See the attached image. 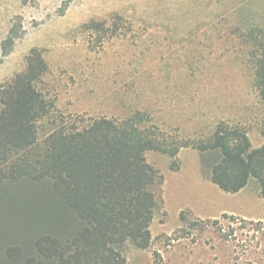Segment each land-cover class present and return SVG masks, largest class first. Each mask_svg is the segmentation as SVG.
Masks as SVG:
<instances>
[{"label":"rangeland","instance_id":"obj_1","mask_svg":"<svg viewBox=\"0 0 264 264\" xmlns=\"http://www.w3.org/2000/svg\"><path fill=\"white\" fill-rule=\"evenodd\" d=\"M35 49L48 68L37 88L72 123L141 111L183 140L225 122L264 145L253 67L264 53V0H0V86L26 71ZM147 159L163 175L171 160ZM247 188L244 212L260 220L188 212L168 234L158 209L151 246L129 244L127 264H264L262 187L252 179Z\"/></svg>","mask_w":264,"mask_h":264},{"label":"trees","instance_id":"obj_2","mask_svg":"<svg viewBox=\"0 0 264 264\" xmlns=\"http://www.w3.org/2000/svg\"><path fill=\"white\" fill-rule=\"evenodd\" d=\"M254 60L264 103V53ZM47 69L35 49L26 71L0 86V264H127L129 244L149 249L155 211L165 208V177L149 152L178 171L181 149L194 148L224 192L255 179L264 197V145L254 148L245 127L222 122L207 138L183 140L141 111L72 123L37 88Z\"/></svg>","mask_w":264,"mask_h":264},{"label":"crops","instance_id":"obj_3","mask_svg":"<svg viewBox=\"0 0 264 264\" xmlns=\"http://www.w3.org/2000/svg\"><path fill=\"white\" fill-rule=\"evenodd\" d=\"M178 159V171L171 170V160L162 168L165 177L163 195L167 220L160 224L161 233L170 234L179 228L183 212H189L201 220L218 219L226 214L260 220L244 212L246 206L252 203L251 198L254 199L246 193L248 188L236 194L224 192L204 174L198 150L183 148ZM171 218L177 221L174 227H169Z\"/></svg>","mask_w":264,"mask_h":264}]
</instances>
